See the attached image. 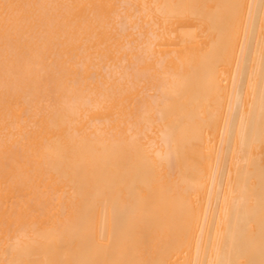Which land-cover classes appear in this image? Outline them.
Returning a JSON list of instances; mask_svg holds the SVG:
<instances>
[{
  "label": "bare ground",
  "instance_id": "obj_1",
  "mask_svg": "<svg viewBox=\"0 0 264 264\" xmlns=\"http://www.w3.org/2000/svg\"><path fill=\"white\" fill-rule=\"evenodd\" d=\"M0 264H264V0H0Z\"/></svg>",
  "mask_w": 264,
  "mask_h": 264
}]
</instances>
